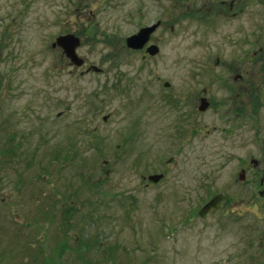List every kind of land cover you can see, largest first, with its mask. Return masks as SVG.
Here are the masks:
<instances>
[{
  "label": "rangeland",
  "instance_id": "obj_1",
  "mask_svg": "<svg viewBox=\"0 0 264 264\" xmlns=\"http://www.w3.org/2000/svg\"><path fill=\"white\" fill-rule=\"evenodd\" d=\"M217 1L0 0V264H82L84 238L94 264H249L260 221L194 213L205 158L175 123L207 54L238 28L264 40V0H237V16L224 0L204 22ZM155 22L156 54L126 46ZM65 33L80 66L51 47Z\"/></svg>",
  "mask_w": 264,
  "mask_h": 264
},
{
  "label": "flooded vegetation",
  "instance_id": "obj_2",
  "mask_svg": "<svg viewBox=\"0 0 264 264\" xmlns=\"http://www.w3.org/2000/svg\"><path fill=\"white\" fill-rule=\"evenodd\" d=\"M177 4L172 3V16ZM236 4L237 0L227 2L229 10L236 8L232 16L242 10ZM204 7L205 22L210 13L223 14L225 1ZM169 29L173 30L171 23ZM238 32L235 42L221 44L228 48H217L206 55L199 75L188 76L197 86L176 93L179 110L175 123L184 129L187 142L199 133L198 143L205 158L204 172L198 179L191 178L186 189L205 195L194 213L203 218L222 210V215L227 211L241 215L239 218L247 214L253 223L259 220L251 240L256 245L248 257L249 264H264V40L256 37L255 28L246 33L238 28ZM148 44L155 43L148 40L141 50ZM171 94L169 97H176ZM177 162L174 158L173 166ZM215 195L220 198L215 207L199 215V209Z\"/></svg>",
  "mask_w": 264,
  "mask_h": 264
},
{
  "label": "water",
  "instance_id": "obj_3",
  "mask_svg": "<svg viewBox=\"0 0 264 264\" xmlns=\"http://www.w3.org/2000/svg\"><path fill=\"white\" fill-rule=\"evenodd\" d=\"M158 25V22L154 24L140 27L135 33L130 34L125 37V44L128 48L131 49H142L145 43L149 39L150 33L155 29ZM79 44V39L77 36L72 33H66L63 35H58L55 37L54 41L51 43V47H59L61 49L62 55L69 59V62L80 66L83 63V59L78 57L75 48ZM145 52L149 55H154L158 52V47L155 44L147 45L145 48ZM87 70L99 71L100 69L96 66L91 65L87 68ZM105 119V117H103ZM162 177V174H149L147 176L148 180L152 182L158 181ZM219 195H215L210 200H208L200 209L199 215H203L209 209L214 208L216 203L219 201Z\"/></svg>",
  "mask_w": 264,
  "mask_h": 264
},
{
  "label": "trees",
  "instance_id": "obj_4",
  "mask_svg": "<svg viewBox=\"0 0 264 264\" xmlns=\"http://www.w3.org/2000/svg\"><path fill=\"white\" fill-rule=\"evenodd\" d=\"M68 210H70V209H68ZM68 210H66V211H68ZM70 211H68V214H69ZM63 239H62V246L63 247L61 248L60 252H62L64 250V246L66 247V244H65ZM84 239H81V240L74 239L73 240L76 243V246H75L76 252H75V254H77V258L79 257V259H80L79 261L82 264H94L93 262H91V260L88 261V259H85L83 254H85V252H84L85 249H89V247H93L94 245H96V243H98V240L97 239H92V240L91 239H89V240L85 239L84 240Z\"/></svg>",
  "mask_w": 264,
  "mask_h": 264
}]
</instances>
